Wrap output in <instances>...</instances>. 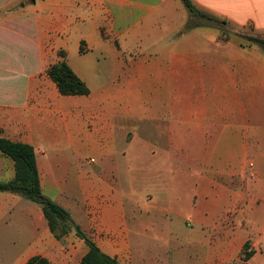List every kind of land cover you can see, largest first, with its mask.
I'll list each match as a JSON object with an SVG mask.
<instances>
[{
	"label": "crops",
	"instance_id": "1",
	"mask_svg": "<svg viewBox=\"0 0 264 264\" xmlns=\"http://www.w3.org/2000/svg\"><path fill=\"white\" fill-rule=\"evenodd\" d=\"M0 1V137L34 148L46 197L121 264H264L261 46L189 30L182 0H33L6 21ZM191 1L264 34V0ZM60 51L88 95L49 77ZM0 175L15 178L1 153ZM3 194L9 212L18 194ZM65 242L46 222L18 264H81L84 241Z\"/></svg>",
	"mask_w": 264,
	"mask_h": 264
},
{
	"label": "trees",
	"instance_id": "2",
	"mask_svg": "<svg viewBox=\"0 0 264 264\" xmlns=\"http://www.w3.org/2000/svg\"><path fill=\"white\" fill-rule=\"evenodd\" d=\"M182 2L192 14V17H194V20L188 25L189 30L206 25H218L222 29L223 34H228L229 23L227 20L203 13L191 0H182ZM197 18L202 20L196 22L195 19ZM243 36L249 42L257 44L264 49V34L263 36L246 34ZM59 54L63 60L52 65L48 70V75L56 83L60 94L63 96L88 95V87L68 65L66 53L60 51ZM0 153L11 159L15 164V178L10 182H0V192L22 195L26 199L40 205L50 232L59 242L74 231L76 236L83 240L88 247V251L83 257L81 264H121L117 259L104 254L100 248L83 233L81 228L75 224L69 211L42 193L36 155L32 146L12 142L0 137ZM246 254V260L252 256V253ZM26 264L53 263L47 258L37 256L29 259Z\"/></svg>",
	"mask_w": 264,
	"mask_h": 264
},
{
	"label": "rangeland",
	"instance_id": "3",
	"mask_svg": "<svg viewBox=\"0 0 264 264\" xmlns=\"http://www.w3.org/2000/svg\"><path fill=\"white\" fill-rule=\"evenodd\" d=\"M32 2L33 0H4V5L1 7L4 15V21L8 20L12 14L20 13V11L25 7L28 8ZM0 4H2L1 1ZM201 20L202 19L198 18L195 19L196 22H200ZM227 32L228 36L239 35L243 38L244 34L263 36V34L251 32L250 27H248L247 30L242 31L237 27L231 28L228 26ZM244 40L248 41L245 38ZM249 178L254 177L249 175ZM7 180V176L0 175L1 183L7 182ZM3 193L5 192H0L1 197L4 195ZM14 206L15 208L9 212L0 211V264L21 263L28 255L30 244L33 242V235L36 234V236L39 237L43 234L46 224V220L44 218L43 220L41 219L42 209L37 203L26 199L22 195H18ZM193 207L196 208V200H193ZM226 214H228L229 217L236 219V212ZM226 214L222 213L217 215L221 218L225 217ZM186 224L191 231L197 233L198 237L201 235L207 236L206 227L201 226L197 220H188ZM211 232L212 231H210L209 234H211ZM72 233H74V231L70 234ZM65 238L60 242L62 243V246H66L68 244L65 242Z\"/></svg>",
	"mask_w": 264,
	"mask_h": 264
},
{
	"label": "built area",
	"instance_id": "4",
	"mask_svg": "<svg viewBox=\"0 0 264 264\" xmlns=\"http://www.w3.org/2000/svg\"><path fill=\"white\" fill-rule=\"evenodd\" d=\"M250 175H251L252 177H254V173H251Z\"/></svg>",
	"mask_w": 264,
	"mask_h": 264
}]
</instances>
